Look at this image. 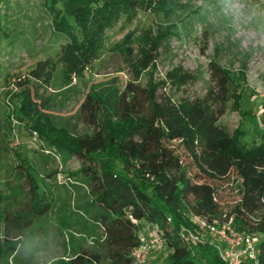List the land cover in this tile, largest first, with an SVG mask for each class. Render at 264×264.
Masks as SVG:
<instances>
[{
	"label": "trees",
	"instance_id": "1",
	"mask_svg": "<svg viewBox=\"0 0 264 264\" xmlns=\"http://www.w3.org/2000/svg\"><path fill=\"white\" fill-rule=\"evenodd\" d=\"M4 1L0 0V42ZM46 5L53 15L54 32L67 41L56 59L39 60L29 73L31 78L19 82V111L50 146L82 160L79 171L90 186V205L99 209L96 217L106 232L105 252L75 250L71 257L49 264H132V251L144 226L155 229L158 242L170 249L163 264H227L213 247L190 245L179 236L182 227L190 226V213L215 219L221 217V211L216 186L194 182L179 154L164 155L165 143L175 140L208 178L220 181L235 175L240 180L242 193L234 210L235 224L240 230L259 234V264H264V131L259 143L247 147L241 143L245 132L231 134L219 125L231 99L235 109L241 110V93L235 89L239 84L230 70L211 61L213 85L207 94L176 101L166 87L180 88L196 76L179 66L159 83L138 84L141 71L155 62L160 36L145 35L136 56L130 33L117 51L131 69L132 80L123 87L114 81L92 84L80 104L81 116L91 132L73 134L33 102L28 86L31 79L50 83L58 64L64 66L66 77L82 75L100 58L107 31L120 20L132 22L142 9L170 17L180 0H48ZM23 162L32 185L30 205L12 212L0 190V264H31L17 261V255L32 235L35 220L50 211L30 171V162Z\"/></svg>",
	"mask_w": 264,
	"mask_h": 264
},
{
	"label": "rangeland",
	"instance_id": "2",
	"mask_svg": "<svg viewBox=\"0 0 264 264\" xmlns=\"http://www.w3.org/2000/svg\"><path fill=\"white\" fill-rule=\"evenodd\" d=\"M47 2L5 0L1 8L0 190L7 196L5 205L10 211L29 208L32 185L23 168L26 159L39 183L43 202L50 204V211L35 220L32 235L17 255V261L31 264H49L61 257H71L75 250L105 252L106 246L105 229L96 217L99 209L90 205V186L79 171L82 160L50 146L19 111L20 99L16 97L19 82L27 81L39 60L56 59L67 41L65 36L54 32ZM250 3L264 9V0ZM222 9V0H180L170 17L142 9L132 22L122 19L107 31L100 58L85 68L82 75L66 77L64 66L58 64L50 83L31 79L28 86L33 102L43 114L73 134L91 132L79 110L90 86L114 81L123 87L133 78L117 46L133 33L137 56L145 35L155 39L160 36L155 62L141 71L138 84L159 83L165 80L167 72L180 66L196 79L180 88L168 85L166 90L176 101L202 98L213 85L209 64L217 61L232 72L239 84L235 89L241 93V110L235 109L231 99L219 125L231 134L245 132L241 143L251 147L261 141L264 131V47H254L246 41L242 44L239 25H234ZM171 152L181 156L194 182L216 186L221 216L234 214L242 193L235 175L220 181L208 178L197 170L177 140L165 143L164 155ZM144 228L141 233L153 234L158 239L151 227ZM169 251L166 244L158 242L152 264L165 263Z\"/></svg>",
	"mask_w": 264,
	"mask_h": 264
},
{
	"label": "built area",
	"instance_id": "3",
	"mask_svg": "<svg viewBox=\"0 0 264 264\" xmlns=\"http://www.w3.org/2000/svg\"><path fill=\"white\" fill-rule=\"evenodd\" d=\"M188 220L190 226L182 227L179 231L183 241L190 245L213 247L227 264H259V234L237 228L234 214L210 219L208 216L190 213ZM152 231L155 232V229ZM141 232L139 244L132 251V264H149L158 245L153 234Z\"/></svg>",
	"mask_w": 264,
	"mask_h": 264
},
{
	"label": "clouds",
	"instance_id": "4",
	"mask_svg": "<svg viewBox=\"0 0 264 264\" xmlns=\"http://www.w3.org/2000/svg\"><path fill=\"white\" fill-rule=\"evenodd\" d=\"M223 13L234 25H239L241 43L245 41L254 47H264V9L250 3V0H222Z\"/></svg>",
	"mask_w": 264,
	"mask_h": 264
}]
</instances>
